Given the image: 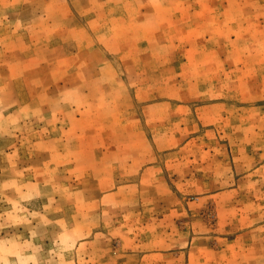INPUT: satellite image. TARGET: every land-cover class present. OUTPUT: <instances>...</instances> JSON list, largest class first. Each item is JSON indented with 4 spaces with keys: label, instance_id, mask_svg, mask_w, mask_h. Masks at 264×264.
Listing matches in <instances>:
<instances>
[{
    "label": "rangeland",
    "instance_id": "rangeland-1",
    "mask_svg": "<svg viewBox=\"0 0 264 264\" xmlns=\"http://www.w3.org/2000/svg\"><path fill=\"white\" fill-rule=\"evenodd\" d=\"M261 162L264 0H0V264H264Z\"/></svg>",
    "mask_w": 264,
    "mask_h": 264
},
{
    "label": "crops",
    "instance_id": "crops-1",
    "mask_svg": "<svg viewBox=\"0 0 264 264\" xmlns=\"http://www.w3.org/2000/svg\"><path fill=\"white\" fill-rule=\"evenodd\" d=\"M255 154H257V153H255ZM261 164H264V162H261ZM262 167H264L263 165H262ZM146 170H154V171H156V169H154L153 167H146ZM261 226H263L264 227V222H263V224L261 225ZM156 255L157 254H151V255H149V257H147V255H144L143 253H137L136 255H133L135 258H137V261H136V264H147V263H144V260L146 259V258H149V259H153V258H155L156 257ZM131 255H127V260H128V262H127V264H131V262H129V260L130 259H132V257H130ZM189 261L191 260L190 259V256H189V259H188ZM133 263V262H132Z\"/></svg>",
    "mask_w": 264,
    "mask_h": 264
}]
</instances>
